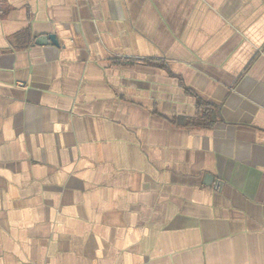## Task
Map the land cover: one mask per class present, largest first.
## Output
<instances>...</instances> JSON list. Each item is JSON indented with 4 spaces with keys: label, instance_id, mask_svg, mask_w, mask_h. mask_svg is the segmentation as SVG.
Masks as SVG:
<instances>
[{
    "label": "crops",
    "instance_id": "1",
    "mask_svg": "<svg viewBox=\"0 0 264 264\" xmlns=\"http://www.w3.org/2000/svg\"><path fill=\"white\" fill-rule=\"evenodd\" d=\"M0 264H264V0H0Z\"/></svg>",
    "mask_w": 264,
    "mask_h": 264
},
{
    "label": "trees",
    "instance_id": "2",
    "mask_svg": "<svg viewBox=\"0 0 264 264\" xmlns=\"http://www.w3.org/2000/svg\"><path fill=\"white\" fill-rule=\"evenodd\" d=\"M199 108L203 112V116L202 117L207 122L204 125L213 126L214 123L217 121V111H216V109L214 107L209 106V105H200Z\"/></svg>",
    "mask_w": 264,
    "mask_h": 264
},
{
    "label": "water",
    "instance_id": "3",
    "mask_svg": "<svg viewBox=\"0 0 264 264\" xmlns=\"http://www.w3.org/2000/svg\"><path fill=\"white\" fill-rule=\"evenodd\" d=\"M46 40H48L47 42H51V43H53L55 45L58 44L55 36H49V37H47ZM37 44L43 45V44H45V40L42 41L41 39H38L37 40Z\"/></svg>",
    "mask_w": 264,
    "mask_h": 264
}]
</instances>
